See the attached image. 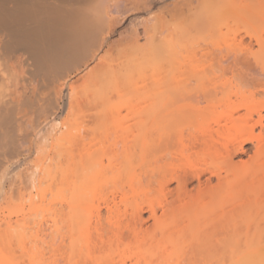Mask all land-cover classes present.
Returning a JSON list of instances; mask_svg holds the SVG:
<instances>
[{
	"label": "bare ground",
	"instance_id": "6f19581e",
	"mask_svg": "<svg viewBox=\"0 0 264 264\" xmlns=\"http://www.w3.org/2000/svg\"><path fill=\"white\" fill-rule=\"evenodd\" d=\"M168 10L177 23L159 27ZM129 93L141 104L121 115ZM31 135L47 185L30 204L39 215L66 192L69 264H264V0H0V155ZM24 223L0 230V264H19L4 245Z\"/></svg>",
	"mask_w": 264,
	"mask_h": 264
},
{
	"label": "rangeland",
	"instance_id": "374dc122",
	"mask_svg": "<svg viewBox=\"0 0 264 264\" xmlns=\"http://www.w3.org/2000/svg\"><path fill=\"white\" fill-rule=\"evenodd\" d=\"M155 7H156V9L154 8V6H153V10L155 11V12H157L158 11V8H157V4H155ZM157 21V24H158V26L159 27H164V26H170V27H172V26H174L176 23H177V21H178V18H177V14L176 13H174V12H172V11H169L168 10V12L167 11H165V12H163V14L160 16V17H158V19L156 20ZM125 23V24H124ZM121 25L123 26V27H125V28H127L128 26H126V25H128L127 24V22H123V23H121ZM194 41V42H193ZM192 42L194 43V45L192 44ZM192 42H190V41H188V44H186V45H188V47L190 48V47H192L193 49H190V50H192L191 52H193L194 51V54L196 55V56H198V55H200V50L202 49H204L205 48V46H206V44H205V46L203 45V43H202V48L200 49V45H201V42L199 41H195V40H192ZM199 43H200V45H199ZM197 44V45H196ZM185 45V46H186ZM191 45V46H190ZM197 47V48H196ZM179 48H181V50L180 51H183V50H185V49H183L182 47H179ZM199 48V49H198ZM211 48V47H210ZM186 49H188L187 47H186ZM176 50H178V49H176ZM199 51V52H196V51ZM213 50V49H212ZM180 51L178 52V53H180ZM189 51V50H188ZM216 51V50H215ZM183 52H185V51H183ZM182 52V54L180 55V58H181V56L183 57V55H189L188 53L186 54H184ZM203 52V51H202ZM201 52V53H202ZM177 53V52H176ZM177 53V55H179ZM190 53V52H189ZM193 54V53H192ZM198 54V55H197ZM202 55V54H201ZM176 56V55H175ZM195 56V58H197ZM179 57V56H178ZM192 57V56H191ZM93 64V65H91V64ZM89 63V66L88 67H90V68H93L94 67V63L93 62H90ZM91 65V66H90ZM84 72V71H83ZM82 72V73H83ZM82 73H80V74H82ZM74 74V73H73ZM80 74H75L76 76V78H77V75H78V77L80 76ZM75 77H72V80L73 79H75ZM81 83V81H79V83H76V86H78V87H80V84ZM136 91V90H135ZM137 91H138V89H137ZM136 91V93H138ZM130 95H128L127 94V96L129 97V96H131L132 95V98L134 97L133 95H135V97H136V94H134V93H129ZM140 94H142V93H140ZM138 95H139V93H138ZM126 96V95H125ZM126 96V97H127ZM140 96V95H139ZM142 97V96H141ZM122 98V97H121ZM131 97L130 98H128V99H126V101L125 102H127L129 105H128V107H126L127 108V111L124 109V108H121V107H123V104H124V102H122L121 101V107L119 108V111H120V109H121V111L119 112L120 114H121V112H122V114L121 115H123L124 113L125 114H127L128 116H129V114H130V109L131 108H134L135 107V109H136V106L135 105H140L141 103H138V102H134V103H132L133 101H134V98L132 99ZM137 98V97H136ZM129 99H131V101L129 100ZM142 99H143V97H142ZM122 100H123V98H122ZM128 100L130 101V102H128ZM137 100H139L140 101V97L139 98H137ZM65 101V97L63 96L62 97V100L60 101V103H59V109H58V115L62 112V111H65L66 113H67V111L66 110H64V108H63V102ZM200 102L202 103V104H204L203 102H205L204 100L202 101V100H200ZM206 103V102H205ZM130 104H131V108L129 107L130 106ZM134 104V105H133ZM143 104V108H144V103H142ZM202 104H199V105H202ZM84 105V106H83ZM125 105V104H124ZM134 107H133V106ZM62 106V107H61ZM203 106V105H202ZM79 107V108H78ZM77 107V109L75 108L74 110H73V112H75V113H77V114H79L80 115V117L82 118H85L84 116H83V114H86L87 113V111H85L84 109H86L85 108V104H83L82 103V105L80 104V106H78ZM140 108V110H138V111H133V112H131V115H134V118L136 119V118H138L137 117V112H139V114L141 115V113H143L142 115H141V117H143V115L145 116V118L147 117V113H148V111H145V110H147L146 108ZM204 107V106H203ZM139 108V106L137 107V109ZM82 109H83V111H84V113H83V111H82ZM141 110H142V112H141ZM145 111V113H144V111ZM82 111V112H81ZM125 111V112H124ZM194 111V110H193ZM65 112H62L58 117L57 116H55L54 118H55V120H57V122H58V125H57V127H56V129H55V135H57V137L56 138H58V137H60V136H62L63 134H64V132H65V127L63 126V125H59V123L61 124V122L60 121H62L63 120V117H65V115H67ZM129 112V113H128ZM134 112H136V113H134ZM192 111H190V113H191ZM74 113V115H76L77 116V114H75ZM82 113V114H81ZM134 113V114H133ZM189 113V114H190ZM70 114V113H69ZM72 114V113H71ZM193 114V113H192ZM121 115H119V116H121ZM126 115V116H127ZM131 115H130V117H129V119L131 118ZM128 116H127V118H128ZM189 116V115H188ZM68 117H69V115H68ZM73 116L72 115H70V119L72 118ZM122 117V116H121ZM124 118H126V117H124ZM86 119V118H85ZM132 119V118H131ZM130 119V120H131ZM144 119V118H143ZM128 120V119H127ZM130 120H129V122H130ZM133 120V119H132ZM132 120H131V122H132ZM59 126V127H58ZM60 129V130H59ZM62 129H64V130H62ZM59 130V131H58ZM61 131V132H60ZM62 131H64V132H62ZM58 133V134H57ZM62 134V135H61ZM28 137H29V139H28ZM27 137V139H28V141H31V142H27L25 145H27L28 143L30 144V148L27 146H25L26 148L25 149H23L24 151V153H19L18 155L17 154H13V153H3L2 155H0V158L2 159V160H6L7 161V167H9L10 168V170H9V168H8V174H7V177L8 178H6V180L4 181V186H5V188H4V190H5V193H3L4 191H2V193H0V208H1V206H3V205H7L8 207L11 205V207L13 208V210L12 211H9L8 209H6V208H3L1 211H0V230H2L3 228H6V227H9V226H11V224L13 225V226H15V225H22V222H25L24 224H26V226L27 227H25V225L23 224V227L21 228V232L23 233V235L24 236H20V237H18V238H20L21 240H22V242H23V244H22V246H20V244H18V243H22V242H19L17 239H9V241L8 242H11L10 243V246L8 245V243L6 244V245H4V248L7 246V248L9 247H12L11 248V250H12V254H14V257H17V258H15L16 259V261L20 264H30L29 262H32V264H45V263H47L48 264V261H49V259H50V257L52 258L53 256V261L52 262H54V263H65V264H67V262H68V264H69V258L71 257V256H69V254H68V256H67V253H69L68 251H67V248H65L64 246L65 245H68L67 244V241H68V237H66L67 236V226L65 225V222H62L63 220L61 219L62 217H63V215H64V212L63 211H65L66 210V208H67V205L65 204V201H64V198H66L67 196V194H66V192H64L65 194V196L64 197H62V198H56V199H54V200H51V199H53V195H51L50 193H47V195L49 194V196H51L50 198L51 199H47L48 200V205H51V206H48V207H50V209L48 208V207H46V208H48L47 210H44V211H46L45 213L43 212V210L40 212L41 214H39L38 215V212L34 209L35 207H32V204L33 203H31L30 204V202H36L37 203V205H38V203L40 202V194L38 193L39 191H36V189H38L39 190V187L41 186H46L47 184H44V183H46L47 181H42V183H40L39 181H38V177H40L38 174H39V171H37V169H36V171H35V169H33L34 167H35V165H36V162H38V158H39V156H38V158H35L36 157V151H35V145H34V143L36 142V138H35V140H34V135H31V136H28ZM30 137H32V139L30 138ZM55 138V139H56ZM27 139H26V141H27ZM35 141V142H34ZM63 141V143H62V147L63 146H65L67 143H66V141H65V145H64V140H62ZM31 143H32V145H31ZM32 146V147H31ZM50 147V145L48 144L47 145V148H49ZM66 147V146H65ZM24 148V147H23ZM27 149V150H26ZM64 151V150H63ZM34 153V154H33ZM38 153V152H37ZM65 154V156L67 157V155H66V153L65 152H62V154ZM5 154H8L7 155V157H5ZM12 154H13V156L15 157H13L12 156ZM63 154V155H64ZM50 155H54L53 153H51L50 152ZM49 155V156H50ZM49 156L47 157V158H45L44 159V163L45 164H47L48 163V160H50L49 159ZM55 156V155H54ZM54 156H50V158L51 157H54ZM60 156H62V155H60ZM240 156H243L244 157V155H240ZM13 159H12V158ZM66 157H64V156H62V157H60L61 159H63V160H61V159H59V160H61L62 162H65L66 163V160L65 159H67ZM9 158H11V159H9ZM17 158V159H16ZM15 159V160H14ZM52 159V158H51ZM53 159H55V158H53ZM37 160V161H36ZM46 160H47V162H46ZM65 160V161H64ZM36 161V162H35ZM53 161V160H52ZM35 162V163H34ZM55 162V161H54ZM13 165H12V164ZM17 163V164H16ZM65 163H60V164H63V167H64V165H65ZM33 164V165H32ZM35 164V165H34ZM54 165V164H53ZM14 167V168H13ZM18 167V168H17ZM66 167V166H65ZM29 169V170H28ZM30 169H31V171H30ZM12 170V171H11ZM34 170V171H33ZM14 171V172H13ZM25 171V172H24ZM31 172V173H30ZM33 172H34V174H36L35 176L37 177V178H35L36 180H34V178L33 177H35V176H33L34 174H33ZM58 172V171H57ZM25 173V174H24ZM56 173V171L54 172V174ZM59 173V172H58ZM21 175V176H20ZM25 175H27V176H25ZM31 175V176H30ZM58 175V177L56 178L55 176H57ZM13 176V177H12ZM29 176V177H28ZM33 176V177H32ZM24 177H27V179H28V181H31V178H32V181L31 182H28L27 181V179L26 178H24ZM54 177L56 178V181L58 182V179L60 178L59 177V174H57L56 173V175H54ZM20 178V179H19ZM55 178H54V183L56 182L55 181ZM13 179H15V180H13ZM21 179H22V181H21ZM38 184H37V183ZM56 182V183H57ZM17 183V184H16ZM20 183V184H19ZM23 183V184H22ZM37 184L38 185V187H37V185H34V184ZM10 184V185H9ZM14 184V185H13ZM26 184V185H25ZM17 185V186H16ZM40 185V186H39ZM55 185V184H54ZM18 186H19V188H18ZM171 186H173V185H171ZM10 187L12 188V189H10ZM28 187H29V189H28ZM35 187H37V188H35ZM18 188V189H17ZM31 188V189H30ZM9 189V190H8ZM24 191H23V190ZM27 189H28V191L29 192H27ZM18 190V191H17ZM19 190H21L20 191V193H19ZM26 191V192H25ZM17 192L19 193V194H21V195H18L17 194ZM25 192V193H24ZM35 193V194H34ZM8 194H9V196H8ZM37 194V195H36ZM4 196V197H3ZM11 196V197H10ZM22 196V197H21ZM28 198H27V197ZM32 198H31V197ZM53 196V197H52ZM23 197L24 198H27V200L26 199H23ZM30 197V198H29ZM47 197V196H46ZM46 197H44V204L45 203H47V201H46ZM11 198H12V200H13V202L11 201ZM21 198V199H20ZM34 198V199H33ZM39 199V201H38V199ZM49 198V197H48ZM30 199V200H29ZM32 199V200H31ZM16 200V201H15ZM17 200H20V201H17ZM21 200H23L22 202H21ZM26 200V201H25ZM37 200V201H36ZM56 200H57V202H56ZM59 200V201H58ZM62 200V201H61ZM53 201H55V202H53ZM26 202V203H25ZM28 202V203H27ZM42 202V201H41ZM50 202H51V204H50ZM59 202H60V204H62L61 206H60V204H59ZM64 204H63V203ZM6 203H8V204H10V205H8V204H6ZM16 203V204H15ZM21 203V204H20ZM56 203V204H55ZM58 203V204H57ZM35 204V203H34ZM41 204V203H40ZM43 203H42V205H44ZM52 204H54L53 206H52ZM30 205V206H29ZM36 204L34 205V206H37ZM16 206V207H15ZM20 206V207H19ZM23 206V207H22ZM57 206L59 207V209H60V207L62 208V210H61V212L60 211H57V210H55V209H58L57 208ZM4 207V206H3ZM65 207V208H64ZM15 208V209H14ZM53 208H55V209H53ZM65 210H64V209ZM5 209V210H4ZM32 209H34V211L32 210ZM51 209H52V211H51ZM58 209V210H59ZM26 212H25V211ZM31 210V211H30ZM22 211V212H21ZM28 211H29V213L31 212V214H29L28 213ZM36 211V212H35ZM50 211H51V213H50ZM7 212V213H6ZM48 212V213H47ZM53 212H55V213H53ZM56 212H58V213H56ZM62 212H63V215H62ZM3 213H5V214H3ZM42 213H44V214H42ZM8 214V215H7ZM16 214V215H15ZM28 214V215H27ZM36 214H37V217H36ZM49 214V215H48ZM56 215L57 216V218H56V216H54V215ZM59 214V215H58ZM4 215V216H3ZM21 215V216H20ZM23 215V216H22ZM42 215H45V216H42ZM62 215V216H61ZM16 216V217H15ZM25 216H26V218L27 219H30V217L32 218V219H30L29 221H26V219H25ZM33 216V217H32ZM52 216V217H51ZM144 216L146 217V214H144ZM5 218V221H4V218ZM19 217V218H18ZM29 217V218H28ZM38 217H40L39 219H38ZM44 217H45V219H44ZM47 217V218H46ZM61 217V218H60ZM21 218V219H20ZM23 218V219H22ZM34 218H35V220H34ZM43 218V219H42ZM49 218V219H48ZM54 218H56V220H58V221H55L54 222ZM59 218V219H58ZM10 219V220H9ZM25 219V220H24ZM38 219V220H37ZM17 220V222H15ZM21 220V221H20ZM31 220H32V222H31ZM42 220H46L45 222L44 221H42ZM7 221H9V222H7ZM12 221L13 222H15V223H12ZM33 221H35V222H33ZM38 221V222H37ZM27 222H28V224H27ZM31 222V223H30ZM41 222H42V224H41ZM52 222V223H51ZM60 222V223H59ZM36 223V224H35ZM55 223V224H54ZM60 225H59V224ZM61 223H64V224H61ZM34 224V225H33ZM57 224L59 225V226H63L62 227V229H61V227L60 228H58V227H56L57 226ZM33 225V229L31 228V226ZM35 225H36V227H35ZM42 225V226H41ZM47 225V226H46ZM28 226L30 227V228H28ZM37 226H38V228H40V229H37ZM52 226V227H51ZM65 226H66V229H64L65 228ZM12 227V226H11ZM18 227V226H17ZM27 228V229H25V228ZM34 227H35V229H34ZM41 227H43L42 229H41ZM47 227V228H46ZM14 229H15V227H13ZM13 228H11L12 230H13ZM20 228V227H19ZM19 228H17L18 230H20ZM56 228H57V231H55L56 230ZM23 229H25V230H23ZM32 229V230H31ZM47 229V230H46ZM48 229H49V232H48ZM50 229H52V231H50ZM7 230V229H6ZM26 230H28V231H26ZM40 231V232H38V234H37V231ZM41 230H42V232H41ZM44 230V231H43ZM54 230V231H53ZM60 230V231H59ZM3 231V230H2ZM1 231V232H2ZM8 231V230H7ZM10 231V230H9ZM15 231V230H14ZM34 231H35V233H34ZM46 231V232H45ZM62 231H64V234L62 235ZM13 232V231H12ZM25 232V233H24ZM27 232V233H26ZM29 232H30V234H29ZM60 232H61V234H60ZM35 234V236H34V234ZM46 234V236H45V234ZM50 233V234H49ZM66 233V234H65ZM37 234V235H36ZM14 235V234H13ZM22 235V234H21ZM41 235V236H40ZM61 235L63 236V237H61ZM37 236V237H36ZM39 236V237H38ZM65 236V237H64ZM14 236H12V238H13ZM25 237V238H24ZM27 237V238H26ZM35 237V238H34ZM42 237V238H41ZM45 237V238H44ZM10 238V237H9ZM17 238V237H16ZM32 238H34L35 239V241L32 239ZM36 238H37V240H36ZM60 238H62V239H60ZM65 238V239H64ZM43 239L45 240L46 239V241H48V243L47 242H44L43 241ZM11 240V241H10ZM40 240V241H39ZM63 240V241H62ZM66 240V241H65ZM30 241V242H29ZM44 242V244H43V242ZM12 242H14L15 244H16V247L14 248V246H15V244L14 243H12ZM24 242H26L27 244V246H25V244H24ZM39 242H40V244H41V247H40V244H39ZM52 242V243H51ZM60 242V243H59ZM65 242V243H64ZM6 243V242H5ZM37 245H36V244ZM14 244V245H13ZM34 244V245H33ZM39 244V245H38ZM42 244L45 246H43L42 247ZM24 245V246H23ZM30 245V246H29ZM33 245V246H32ZM62 247H61V246ZM36 246V247H35ZM38 246V247H37ZM47 246H49L50 247V249L52 250V251H50V249H49V247H47ZM53 246V247H52ZM58 246H59V248H58ZM17 247H19L18 249V251L16 250V248ZM29 247H31L30 248V250H29ZM32 247L34 248V250L32 249ZM40 247V248H39ZM3 248V247H2ZM36 248V249H35ZM39 248V249H38ZM63 248H64V250H65V255L63 254V252H64V250H63ZM23 249H24V251H23ZM32 249V250H31ZM42 249V250H41ZM44 249V250H43ZM54 249V250H53ZM58 249L60 250L59 252L61 253V254H63L65 257H64V259L61 257V256H59V252H58ZM5 250V249H4ZM9 250V249H8ZM8 250H7V252H8ZM36 250H40L41 251V253L43 252H45L44 254L42 253V255H39L41 258H39L38 257V254H40L38 251H36ZM68 250H69V247H68ZM57 251V252H56ZM62 251V252H61ZM15 252V253H14ZM16 252H18V253H16ZM23 252V253H22ZM32 252V253H31ZM67 252V253H66ZM26 253V254H25ZM29 253V254H28ZM37 253V255H36V257L34 256L33 257V255L34 254H36ZM18 254H19V256H18ZM33 254V255H32ZM46 254V255H45ZM57 255L56 257H59L58 259L55 257V255ZM21 255V256H20ZM31 255V256H30ZM9 256V255H8ZM42 256H43V258H42ZM23 257V258H22ZM25 257V258H24ZM32 257V259H30ZM67 257H69L68 258V261L65 259V258H67ZM19 258V259H18ZM57 259V260H55L54 261V259ZM25 261H23V260ZM42 259V260H41ZM45 259V260H44ZM47 259V260H46ZM80 259H83V258H80ZM125 259H127V258H125ZM125 259H123L124 261H125ZM14 260V259H13ZM19 260V261H18ZM20 260H21V262H20ZM33 260H36V262L35 261H33ZM52 260V259H51ZM51 260H50V262H49V264H51L52 262H51ZM58 260H60L59 262H58ZM66 262H65V261ZM75 260V259H74ZM79 260V259H78ZM78 260H77V262H78ZM88 261V259H83L82 260V262L83 261ZM130 260V259H129ZM128 259H127V261H126V264H128L129 261ZM45 261V262H44ZM63 261V262H62ZM73 261V260H72ZM80 261V260H79ZM86 261V262H87ZM94 261H96V260H94ZM117 261V263L119 262V260H116ZM115 261V262H116ZM16 262V263H17ZM27 262V263H26ZM74 262H76V260L74 261ZM89 262H91V259L89 260ZM122 262V261H121ZM130 262H132V261H130ZM63 263V264H64ZM71 263V262H70ZM93 263V262H92ZM113 263V262H112ZM116 263V264H117ZM76 264H78V263H76ZM80 264H82L81 262H80ZM83 264H84V262H83ZM89 264V263H88ZM95 264V263H94ZM111 264V263H110ZM119 264V263H118Z\"/></svg>",
	"mask_w": 264,
	"mask_h": 264
}]
</instances>
